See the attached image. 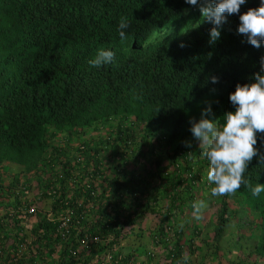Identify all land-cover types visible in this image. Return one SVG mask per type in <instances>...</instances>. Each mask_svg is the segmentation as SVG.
<instances>
[{"label":"trees","instance_id":"1","mask_svg":"<svg viewBox=\"0 0 264 264\" xmlns=\"http://www.w3.org/2000/svg\"><path fill=\"white\" fill-rule=\"evenodd\" d=\"M260 2L247 0L240 12L258 7ZM195 7L200 9L199 2L193 6L185 0H0V161L34 168L36 177H45L37 182L38 189L50 184L56 189V199L63 197L55 200L58 206L54 210L59 212L68 205L72 210L71 224L64 235L59 226L60 212L42 219L38 226L48 232L45 237L63 240L65 248L78 241L87 246L100 244L110 233L109 242H115L121 237L115 227L120 211L126 208L125 197H132L135 206L148 203L145 211L155 201L152 195L143 200L141 189L153 185L152 177L171 179L174 169H189L195 154V165L204 168L208 164L199 154L190 120H199L211 101L210 119L235 110L229 94L237 83L250 82L261 71L264 41L259 49L247 43L246 37L237 32L239 15H231L214 45L209 44L213 25L203 18L178 39L152 48L143 46L156 29L174 24ZM121 18H127L130 24L124 43L118 33ZM101 49L112 51L114 61L91 67L88 61ZM212 76L218 78L216 83L211 82ZM206 95L210 100H202ZM193 110L198 113L192 114ZM108 115L112 120L102 127L105 135L76 146L70 156L73 163L64 157L68 154L60 140L51 141L56 131L79 134L80 128L95 121L108 122L103 119ZM185 136L191 141L190 148L184 144ZM256 147L264 155V135H257ZM145 149L151 160L145 157ZM77 151L86 165L81 174L84 179L74 181L76 169L83 164L75 159ZM158 152L171 156V173L167 166L163 168ZM49 160L54 161L55 170L44 167ZM143 165L148 167L146 175L140 170ZM90 167L101 170L96 175ZM58 172L64 177L58 178ZM199 173L197 167L191 172L194 181L186 185L191 194ZM93 175L92 180L84 182ZM245 177L253 187L264 184V163L254 158ZM68 179L75 183V190L65 196ZM100 195L106 199L92 203L93 197ZM213 198L219 209L214 236H220L224 224L231 221L232 199L264 219V192L254 197L249 187L242 186L233 196ZM107 206L113 212L106 210ZM93 210L96 215L89 217ZM80 222L82 227L74 228ZM93 233L99 235L98 240L91 238ZM107 243H102L104 248ZM113 247L108 244L103 262L121 261L126 256L112 252ZM68 251L71 257L75 255L72 249ZM252 254L264 257V221ZM10 260L16 258L7 257L5 263L10 264ZM132 260L126 259L127 263Z\"/></svg>","mask_w":264,"mask_h":264},{"label":"crops","instance_id":"2","mask_svg":"<svg viewBox=\"0 0 264 264\" xmlns=\"http://www.w3.org/2000/svg\"><path fill=\"white\" fill-rule=\"evenodd\" d=\"M109 124V122L95 121L80 128L79 134L74 133L75 131L69 133L67 130H59L56 131L55 138H51V141L58 138L60 140L58 143L64 146V152L68 154L67 156H64L63 153L58 155L70 159V156L75 154L76 146L84 141L97 140L100 135H105V130L102 127L109 126ZM96 142L93 141V144ZM196 143L199 145V141ZM146 149L144 155L148 159L149 152ZM158 154L161 155L163 168L167 166L165 168L172 169L173 166L169 162L171 156L167 155V152H158ZM149 159L151 160V158ZM70 160L73 163V160ZM146 162L149 164L148 161ZM53 163L54 161L49 160V163L44 167L47 170L49 167L55 170L57 166H52ZM204 166L202 168L197 165L200 172L199 182L192 187V191H190L192 194L189 193L183 182L178 181V174L183 171L180 168V170L174 169L170 174L171 179H165V177L160 181V178L152 177L153 185L150 183L141 189L143 200L146 195L154 196L153 201L155 202L150 204L147 210L143 209L148 203L135 206L132 197H125L123 203L126 208L120 211L115 227L121 233V237L117 241L109 242L113 235L110 233L106 238L100 240V244L87 246L78 241L74 246L67 245L65 248L63 240L53 241L54 239L45 237L48 232L44 227L38 226L42 219L53 218L56 213L61 211L54 210L58 206L55 201L57 199L40 195L35 177L37 172L34 168L10 160H1L0 264H6L7 257L9 259L10 257L16 258L15 261L10 260V264L15 262L18 264H185V254L190 257L187 264H222V251L218 246L217 250L219 251L216 252L213 241L219 209L217 201L211 196L210 189L213 185L207 181L209 164L205 163ZM46 169L45 173H47ZM140 170L145 175L148 174L147 166ZM50 174L52 175V173ZM25 175H31L29 182L33 183L21 186L20 184L25 182V180L21 182ZM67 181L65 196L72 194L75 190V183L71 179ZM172 183L175 186L173 189H171L173 186L170 188ZM100 188L101 186L97 187V189ZM93 193L96 194L95 189H93ZM189 194H191L190 197ZM105 199L104 196L101 198L96 196L93 197L92 203ZM193 199L195 201L203 200L207 204L203 219L200 221L192 217L190 200ZM106 210L113 212L109 206L106 207ZM95 215L94 210L89 213V217ZM181 224H183L182 229L179 227ZM81 227L82 223L80 222V224L76 223L74 228L80 229ZM105 241L108 243L104 248L102 243ZM108 244L114 246L112 252L126 256L121 261L106 259L103 262L102 258ZM71 249L75 253L72 257L68 253V250ZM128 257L133 258L131 263H127Z\"/></svg>","mask_w":264,"mask_h":264},{"label":"clouds","instance_id":"3","mask_svg":"<svg viewBox=\"0 0 264 264\" xmlns=\"http://www.w3.org/2000/svg\"><path fill=\"white\" fill-rule=\"evenodd\" d=\"M185 2L193 6L198 5L199 2L202 17L213 25L209 33V44L214 45L220 39L221 28L227 23L228 16L239 15L238 34L246 37L247 43L253 47L257 49L261 47V42L264 41V0H261L258 7H250L243 13L240 12V8L247 0H185ZM129 27L127 18H121L118 28L121 43L127 40L125 30ZM181 46L183 47V44ZM113 61L114 53L110 50L101 49L88 63L91 67L99 68L102 65L111 64ZM260 65L261 71L255 73L250 82L237 83L235 90L229 94V101L235 110L226 111L220 117L223 118V123H220V118H208L212 114L210 103L202 110L199 120H190L192 136L199 141V154L209 164L207 181L213 185L210 189L212 197L233 196L242 186L249 187L254 197L264 192V184L257 183L253 187L245 177V173L254 158H259L261 163H264V155L256 147L257 135H264V56L261 57ZM217 81L216 76L211 77L212 83ZM103 119L109 122L112 120V115L105 116ZM161 137L164 139L166 133L162 134ZM185 139V146L190 148L191 141H189L188 136H185ZM193 153L195 154V151ZM195 159L196 154L189 169H184L178 174V181L185 185L194 181L191 178V172L197 171ZM186 160L190 161L191 158H186ZM173 169L174 167L169 172L171 173ZM125 176L129 178L128 174ZM44 178L36 177V184ZM32 183V181L29 182V184ZM40 195L44 194L40 193ZM61 198L63 197L60 196L59 199L57 197L58 200ZM190 203L192 204L193 219L202 220L207 208L205 201L193 199L190 200ZM64 209L62 208V210ZM179 227L182 229L183 224ZM189 259L190 257L185 254V264Z\"/></svg>","mask_w":264,"mask_h":264},{"label":"rangeland","instance_id":"4","mask_svg":"<svg viewBox=\"0 0 264 264\" xmlns=\"http://www.w3.org/2000/svg\"><path fill=\"white\" fill-rule=\"evenodd\" d=\"M202 19L200 9L188 10L174 24L154 31L143 46L152 48L162 42L178 39ZM206 98L210 100L209 95L202 97V100ZM210 104L212 106L213 102L211 101ZM197 111L193 110L192 114L198 113ZM30 176L25 175L21 182L25 180L24 183L27 185ZM229 209L233 211L232 214L230 213L231 221L224 224L220 236L215 235L213 238L216 252L218 253L219 251L217 250L218 246H220V251H222L221 263L264 264V257L252 254L255 245L260 239L261 224L264 219L259 216L257 211L250 209L237 199L230 200Z\"/></svg>","mask_w":264,"mask_h":264},{"label":"built area","instance_id":"5","mask_svg":"<svg viewBox=\"0 0 264 264\" xmlns=\"http://www.w3.org/2000/svg\"><path fill=\"white\" fill-rule=\"evenodd\" d=\"M75 159H76L77 162L83 163L84 159H83V155H82V153L80 151L79 152L77 151V155H76ZM85 165L86 164L83 163L81 166L78 167V169H76L77 176H74V178H75V180L73 179L74 181H78L79 179H82V178L84 179V177L81 176V174L83 173L82 169L83 168L85 169ZM90 169L91 170H89V171H92V170L96 171V175L101 170V168H92V167H90ZM57 176H58V178H62V177H64V174L62 172H58ZM91 178H87L84 182L88 183L87 181L91 180ZM39 192L41 194H44V195H49V196H53V197L57 196L56 195V193H57L56 189L53 187V185H50V184H45V185L41 186L39 188ZM61 199H63V198H61ZM71 215H72V210L69 207V205H68V207L66 209L60 211V213H59L58 219L60 221V225L59 226H60V231H61L62 235H64L67 232L68 227L71 224V221H70ZM91 238L94 239V240H98L99 239V235L97 233H93V235H91Z\"/></svg>","mask_w":264,"mask_h":264}]
</instances>
